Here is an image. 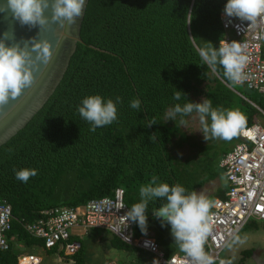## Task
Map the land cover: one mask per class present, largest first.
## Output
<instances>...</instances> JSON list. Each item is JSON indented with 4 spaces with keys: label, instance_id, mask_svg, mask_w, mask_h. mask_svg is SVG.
Here are the masks:
<instances>
[{
    "label": "trees",
    "instance_id": "1",
    "mask_svg": "<svg viewBox=\"0 0 264 264\" xmlns=\"http://www.w3.org/2000/svg\"><path fill=\"white\" fill-rule=\"evenodd\" d=\"M226 2L121 0L114 11L91 27L67 83L39 123L9 148L11 151L0 155V199L9 204L12 216L8 238L24 246L38 243L43 247L40 239L23 231L21 222L32 221L43 209L76 208L91 199L111 196L117 187L122 189L129 209L139 201L140 187L153 175L161 183L181 184L192 192L223 174L218 163L231 148L223 139L192 143L195 151L178 158L173 149L190 143L189 137L175 121L163 122V116L176 103L207 98L213 107L241 112L248 126L256 110L247 100L264 108V98L254 99L248 89L234 88L226 79H218L198 55L197 49L208 42L218 47L222 36L219 14L224 13ZM222 72L220 68L221 76ZM176 90L186 97L174 100ZM97 94L105 100L119 96L122 103L117 106L115 122L91 132L77 108L83 98ZM134 98L141 101L138 112L130 107ZM152 117L160 122L147 127ZM152 133L158 135L156 143L150 139ZM233 139L238 141L237 136ZM22 168H35L38 174L27 183L19 181L14 170ZM223 191L218 187L213 198L222 197ZM161 203L149 204L147 225L155 222L152 209ZM257 222L246 223L257 229ZM133 232L141 234L136 223ZM154 237L161 245V233ZM9 243L10 248L0 250V264H16L18 250ZM108 243L115 249L132 250L111 235ZM81 248L71 256L74 264H86ZM164 248L165 255L182 252L175 241H165ZM46 250L53 252L54 248ZM253 251L241 250L236 264H243Z\"/></svg>",
    "mask_w": 264,
    "mask_h": 264
},
{
    "label": "clouds",
    "instance_id": "2",
    "mask_svg": "<svg viewBox=\"0 0 264 264\" xmlns=\"http://www.w3.org/2000/svg\"><path fill=\"white\" fill-rule=\"evenodd\" d=\"M85 6L86 0H4L0 3V13L10 14L11 18L21 26L26 25L29 28L39 26L41 31L53 24L64 26L75 23L82 17ZM49 9L50 17L46 15ZM223 11L226 17L255 24L258 18L264 17V0H227ZM40 31L37 33L38 36ZM8 41L11 43H6ZM246 47L247 45L235 40L231 42L221 40L219 47L208 42L204 47L198 48L197 52L202 65H206L214 76L236 85L242 84L245 80V68L249 61ZM52 53V44L47 38L32 37L17 41L14 28H10L0 36V106L6 105L10 100L20 96L25 88L33 85L35 73L41 63L49 62ZM220 68L223 69L222 76ZM185 97L186 94L180 90L173 93V99L176 101ZM121 103L122 98L119 96L115 100L111 98L105 100L98 94L90 95L83 98L77 111L79 116L90 124L89 130L95 132L97 128L111 125L118 119L117 106ZM130 107L137 112L140 111V99H132ZM188 117L198 121L197 130L202 132L206 141L231 140L246 124V118L241 112L213 107L212 101L207 98L200 102L187 99L183 104L176 103L165 111L163 122L173 120L179 127L188 129L190 123ZM157 122L160 121L152 117L145 125L151 127ZM157 137V133L150 135L153 143L157 142ZM14 172L16 179L25 183L38 174L35 168H22ZM139 197V201L134 203L125 214V226L129 222L136 223L142 234L147 235L149 204L157 200L163 201L152 209V216L160 219L162 227L171 226L174 241L185 253L189 264H218L219 251L232 253L247 241V236L242 237L238 234V230H235L220 241L219 251L211 250L208 242L214 234L211 210L215 202L203 192H188L181 184L161 183L159 178L153 175L148 184L140 187ZM51 253L53 254L54 251ZM72 255L64 258L74 263ZM235 259L234 255L226 256L224 259H219V264H234Z\"/></svg>",
    "mask_w": 264,
    "mask_h": 264
},
{
    "label": "built area",
    "instance_id": "3",
    "mask_svg": "<svg viewBox=\"0 0 264 264\" xmlns=\"http://www.w3.org/2000/svg\"><path fill=\"white\" fill-rule=\"evenodd\" d=\"M219 23L222 36L218 47L221 40H235L247 45L245 51L249 61L245 68V80L236 85L254 90L264 97V17L251 24L220 13ZM247 101L256 110L253 121L239 131L237 143L222 155L218 163L223 169L226 189L222 197L212 199L215 202L211 210L214 234L208 244L213 252L219 251L222 239L235 230L239 231L249 220L264 221V108ZM127 211L123 191L117 187L111 196L91 199L76 208L60 206L43 209L32 221L21 222V227L30 237L40 239L45 249L54 248L53 254L58 259L60 255L74 254L80 248L78 238L81 234L91 228H98L132 250L153 256L152 260L140 263L132 260V264H189L183 252L165 255L151 237L150 231L147 230V235L141 232L135 236L133 223L129 222L125 226ZM11 219L9 204L0 199V250L10 248L11 241L18 250L16 264H39L38 256L21 252L24 247L13 237L8 238ZM75 228L80 231L78 235L72 234Z\"/></svg>",
    "mask_w": 264,
    "mask_h": 264
},
{
    "label": "water",
    "instance_id": "4",
    "mask_svg": "<svg viewBox=\"0 0 264 264\" xmlns=\"http://www.w3.org/2000/svg\"><path fill=\"white\" fill-rule=\"evenodd\" d=\"M120 1L86 0L84 13L75 23L64 26L53 24L41 31L39 26H21L10 14L0 13V36L14 28L17 41L32 37L47 38L51 41L53 51L49 62L41 63L35 73L33 85L25 88L17 98L0 106V155L21 141L39 123L74 70L85 46V35L102 16L114 11ZM3 2L0 0V3ZM46 15L50 17V9Z\"/></svg>",
    "mask_w": 264,
    "mask_h": 264
},
{
    "label": "rangeland",
    "instance_id": "5",
    "mask_svg": "<svg viewBox=\"0 0 264 264\" xmlns=\"http://www.w3.org/2000/svg\"><path fill=\"white\" fill-rule=\"evenodd\" d=\"M203 39V38H202ZM234 88H240L243 90L241 85H233ZM249 96L254 99L264 98L259 93L254 90H247ZM258 118L261 117L258 115ZM187 119L190 120L188 129L181 128L180 129L189 137V142L182 143L179 147L173 149L174 155L178 156V158H185L193 151H195L194 145L192 143H200L205 142L203 138L202 132L197 130L199 128V123L196 120H192L190 117ZM227 147L233 146L237 143V140H222ZM218 143H222L217 140ZM226 182L224 180L223 174L216 178L209 181H206L201 187L195 189L196 192H203L209 199H213V193L218 188L221 187L225 189ZM258 227L257 229H253L248 223H245L244 226L238 231L240 236H247V241L243 246L237 247L232 253H225L224 251H220L219 257L220 259H224L227 257H231L232 255L235 256L234 264H236L239 256L240 251L248 248H253V254L251 257L244 260L243 264H264V228L262 227V222H257ZM147 230L153 235L151 236L153 239L154 234L161 233L164 240L162 241L161 245H158L161 250L164 251V244L171 243L174 241V237L171 234V226L165 225L161 226V221L159 218H155V222L147 225ZM135 236H138L136 234ZM110 234L103 232L97 228H91L87 230L86 235L81 234V242L82 248L81 252L83 254L84 262L86 264H107V263H114V264H128L131 263L132 260L135 262L141 261H149L153 259L152 255L145 254L143 252L137 250H120L112 248L108 243V238ZM167 238V239H166ZM25 247L21 252L24 253H33L36 256L40 257L39 264H70L66 258L63 256L60 258V261H55L56 255L52 254L51 251H47L43 249V247L38 243H33L30 246ZM165 253V252H164Z\"/></svg>",
    "mask_w": 264,
    "mask_h": 264
},
{
    "label": "crops",
    "instance_id": "6",
    "mask_svg": "<svg viewBox=\"0 0 264 264\" xmlns=\"http://www.w3.org/2000/svg\"><path fill=\"white\" fill-rule=\"evenodd\" d=\"M225 189H226V185H225ZM225 189H223V190H225ZM216 192V190L214 191V193ZM224 192V191H223ZM213 193V194H214ZM80 233V231L77 229V228H75V229H73L72 230V234L73 235H78ZM79 239V241L81 240V237L80 238H78ZM80 243H81V247H82V242L80 241ZM84 257V256H83ZM84 259V258H83ZM55 261H57V262H59L60 261V258L58 259L57 257H56V259H55ZM70 264H74L73 262H70V261H68ZM123 264V263H122Z\"/></svg>",
    "mask_w": 264,
    "mask_h": 264
}]
</instances>
